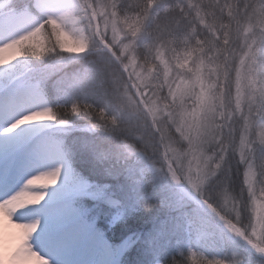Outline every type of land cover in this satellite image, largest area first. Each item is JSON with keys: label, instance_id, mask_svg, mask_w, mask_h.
I'll use <instances>...</instances> for the list:
<instances>
[{"label": "clouds", "instance_id": "clouds-1", "mask_svg": "<svg viewBox=\"0 0 264 264\" xmlns=\"http://www.w3.org/2000/svg\"><path fill=\"white\" fill-rule=\"evenodd\" d=\"M133 17L135 35L121 23ZM65 32L87 42L84 54H68ZM10 45L18 55L0 75L17 78V114L40 107L49 82L57 94L56 124L30 130L41 171L63 165L74 180L89 149L138 175L186 249L173 264H191L193 250L214 264L217 241L264 247V0H39L26 23L0 32V59ZM73 117L90 139L72 138ZM236 255L225 264H241Z\"/></svg>", "mask_w": 264, "mask_h": 264}, {"label": "bare ground", "instance_id": "bare-ground-1", "mask_svg": "<svg viewBox=\"0 0 264 264\" xmlns=\"http://www.w3.org/2000/svg\"><path fill=\"white\" fill-rule=\"evenodd\" d=\"M67 2L71 4V0ZM13 17L9 12L1 15L0 32L14 31L28 21ZM2 51L5 56L0 66H6L14 55L13 46ZM10 99L17 97L0 89V159L12 154L6 162L0 161V173L8 166L5 181L0 182L6 202L0 207V264H112L111 253L74 224L76 214L64 207V166L41 171L36 164L37 144L30 130L47 119L43 105L17 114V101H10L11 107L5 103ZM13 161L14 165H8Z\"/></svg>", "mask_w": 264, "mask_h": 264}, {"label": "trees", "instance_id": "trees-1", "mask_svg": "<svg viewBox=\"0 0 264 264\" xmlns=\"http://www.w3.org/2000/svg\"><path fill=\"white\" fill-rule=\"evenodd\" d=\"M29 0H20L18 3H25ZM130 3H136L137 0H129ZM156 2H163V0H148V6L151 8ZM22 5V4H20ZM124 26L129 28V31L138 33L141 29L140 17H133L130 20L121 21ZM164 60L167 53L161 52ZM162 66L168 65V60L162 61L159 58ZM77 68V67H76ZM71 73L74 66L71 65L64 70ZM53 102V112L57 117L55 111V104ZM73 123L78 126V129L73 134V139L79 142L90 139V135L83 126L87 123L77 117L72 118ZM100 143L99 140L96 141ZM76 172L82 178L89 180L96 187L105 189L107 195L118 197L123 202L124 211L121 213L112 212L102 202L91 199H83V205L94 211V215L98 218L100 226L107 232V234L114 241H121L127 237L132 236L130 249L125 255V264H173V260H182L183 257L179 254L178 248L185 251L184 245L177 244V237L168 238L167 234L163 237H157L153 232L162 230L160 225L170 224L168 211L159 206V200L151 194V185L146 188H141L138 181V175H130L120 165L107 162H99L95 155L89 150L85 149L79 160ZM149 204H156L157 207L149 208ZM92 211V212H93ZM159 226V227H157ZM157 227V228H156ZM170 231V229H169ZM165 244L167 246H165ZM221 248L218 249V255H211L209 258L214 260V264H225L224 255L229 251H235V259L240 260L241 264H245V260L250 264H256L259 255L249 251L246 247H238V245L221 243ZM246 253V258L242 259V254ZM198 258V257H197ZM191 264H198V259L190 256Z\"/></svg>", "mask_w": 264, "mask_h": 264}, {"label": "rangeland", "instance_id": "rangeland-1", "mask_svg": "<svg viewBox=\"0 0 264 264\" xmlns=\"http://www.w3.org/2000/svg\"><path fill=\"white\" fill-rule=\"evenodd\" d=\"M19 1L20 0H0V15L4 14L5 12H7V13L9 12V13L14 15L13 18H15L17 15L21 16L22 18L28 17V16L30 18L31 13L28 11V8L34 9L37 6L38 0H31V5L28 8L26 5L20 6V4H23V3H18ZM95 2H96V0H94V3ZM8 3L11 4V8L7 7ZM15 5L20 6L18 10L13 8ZM9 7H10V5H9ZM5 9H7V10H5ZM9 9H12V10L9 11ZM125 29H126V31L132 33L133 35L136 34V32L129 31V28L127 26H125ZM115 34L118 36V38H123V34L119 32V28L115 29ZM63 46L65 47L67 52H69L68 54L79 55V54L85 53L86 48H87V42L83 38L75 36L72 32H65L64 33V45ZM13 50H14L13 51L14 55L12 56L10 61H15V59L18 55V50L15 48V46H13ZM185 55L190 57L192 55V53L186 52ZM163 56L159 55V58H161V60L163 62L168 60L167 57H165V60H164ZM187 63H188V61L185 60L184 64H187ZM73 66H74V70L76 69V67H79L78 65H73ZM4 70L5 69L2 68L0 70V74H2L4 72ZM62 74L63 73H61V75ZM56 78L57 77H54L53 80H55ZM14 83H17V78H11V79H8L7 81H5V80H3L2 75H0V89H1V91L5 90L6 88L7 89H9L10 87L13 88ZM49 84H52V83L49 82ZM52 91L54 93L55 99H57V94L55 93V91L53 89H52ZM42 104H48L49 105V103H47L45 101V99H44V101H42ZM43 108L46 111L47 119L45 120V122H43L40 125L56 124L57 117H56L55 113L51 110L50 106H47V107L43 106ZM61 187L67 194V196L63 199L65 201L64 207L66 209L72 211L73 212L72 215L76 214L75 215L76 219H77L76 222L78 221V224L80 225L81 229H84L85 232H88V236H91V238L93 239L95 244H101L111 253L112 256H111L110 260L112 261V259L114 257H116L120 251H122L124 253L127 246L129 245V242L124 241L121 244L117 245V247L115 249L108 242H106L105 238L101 234H98V232L95 230V228H96L95 227V221L90 220L87 217L84 218L82 215L84 208H83L82 204L80 205L79 199H91V200H97V201H104V202H106V205L110 208L117 206L118 203L116 201H112L111 198L107 196V193L105 192L106 190L102 189V187H96L89 180L86 181V180L82 179L81 177L78 178V176H76V178L73 180L67 172H66V181L63 182ZM81 203H82V200H81ZM12 204L14 206L18 205V203L16 201H13ZM10 216L14 217L13 214H10ZM157 227H159V226H157ZM160 227H163V229L162 230L157 229L158 232H153V234L157 235V237H163L165 234L170 232L168 230L170 227V224L160 225ZM168 234H170V233H168ZM171 237H175V236H172L170 234V235H168L167 239H169ZM221 243H222L221 241H217L215 243V245H214L215 251L212 253V255H214V256L218 255V249L221 248V245H220ZM236 245H238V247L243 246V247H246L248 249L254 247V245H252L251 242H248L246 240H241V241L237 242ZM165 246H167V245L165 244ZM185 251H186V249H185ZM255 254L259 255V256L264 255V247H256V253ZM198 255L199 254L196 253L195 250H193L191 257L194 259H198L197 258Z\"/></svg>", "mask_w": 264, "mask_h": 264}, {"label": "snow or ice", "instance_id": "snow-or-ice-1", "mask_svg": "<svg viewBox=\"0 0 264 264\" xmlns=\"http://www.w3.org/2000/svg\"><path fill=\"white\" fill-rule=\"evenodd\" d=\"M14 250H15V248H14Z\"/></svg>", "mask_w": 264, "mask_h": 264}]
</instances>
